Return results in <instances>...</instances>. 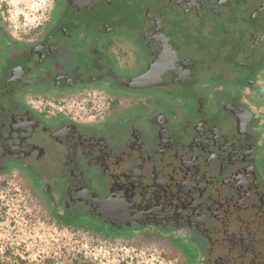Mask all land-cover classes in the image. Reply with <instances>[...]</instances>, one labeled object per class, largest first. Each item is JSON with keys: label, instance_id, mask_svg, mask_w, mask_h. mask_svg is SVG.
Segmentation results:
<instances>
[{"label": "flooded vegetation", "instance_id": "obj_1", "mask_svg": "<svg viewBox=\"0 0 264 264\" xmlns=\"http://www.w3.org/2000/svg\"><path fill=\"white\" fill-rule=\"evenodd\" d=\"M138 1L134 27L113 0H53L28 39L0 19V188L175 264H264V0ZM37 91H100L106 110L79 120Z\"/></svg>", "mask_w": 264, "mask_h": 264}, {"label": "rangeland", "instance_id": "obj_2", "mask_svg": "<svg viewBox=\"0 0 264 264\" xmlns=\"http://www.w3.org/2000/svg\"><path fill=\"white\" fill-rule=\"evenodd\" d=\"M113 3V9L124 27L139 25L138 0L129 5H125L124 0H113ZM52 4L53 0H0L3 28L17 40L37 36L49 19ZM108 18L104 13L102 19ZM172 30L174 28L168 26L167 32ZM219 45L216 39L210 50L209 56L215 60L222 52ZM200 56L203 57L202 54ZM37 93L64 100H60L63 103L59 105L50 101L52 109L79 120L91 121L106 110L107 97L100 91ZM38 101L34 102L35 106L39 105ZM131 112L134 113V109ZM0 192V260L3 264H175L167 260L162 251L139 243L137 237L104 238L59 229L46 219L34 195L21 179L6 180ZM72 226H77V223ZM193 260L194 255L190 253V262L193 263Z\"/></svg>", "mask_w": 264, "mask_h": 264}, {"label": "crops", "instance_id": "obj_3", "mask_svg": "<svg viewBox=\"0 0 264 264\" xmlns=\"http://www.w3.org/2000/svg\"><path fill=\"white\" fill-rule=\"evenodd\" d=\"M60 96H61V94H60ZM46 96H43V95H41V94H38L37 92H32V93H27V96H26V99L29 101V102H31V103H33L34 104V102L36 101V100H39L38 101V104L39 103H41L42 102V100H44V102L49 106V108H50V110L51 111H54L53 109H52V105H51V103H50V101H52L53 102V104H55V105H59V104H61V103H63V102H65L64 100H61V99H59L58 97H55V96H52V97H49V98H45ZM64 97H71L70 95H64ZM67 99V98H66ZM40 100H41V102H40ZM60 100L61 101H63V102H60ZM35 106V105H34ZM128 239V238H127Z\"/></svg>", "mask_w": 264, "mask_h": 264}, {"label": "water", "instance_id": "obj_4", "mask_svg": "<svg viewBox=\"0 0 264 264\" xmlns=\"http://www.w3.org/2000/svg\"><path fill=\"white\" fill-rule=\"evenodd\" d=\"M145 77V75L144 76H140V77H137V78H135V79H132V83H135V82H139V81H141V79H143Z\"/></svg>", "mask_w": 264, "mask_h": 264}]
</instances>
